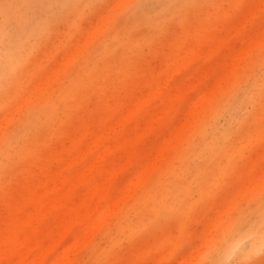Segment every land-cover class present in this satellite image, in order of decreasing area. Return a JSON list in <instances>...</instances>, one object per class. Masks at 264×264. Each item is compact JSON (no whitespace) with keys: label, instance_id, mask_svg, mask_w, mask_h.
<instances>
[{"label":"rangeland","instance_id":"obj_1","mask_svg":"<svg viewBox=\"0 0 264 264\" xmlns=\"http://www.w3.org/2000/svg\"><path fill=\"white\" fill-rule=\"evenodd\" d=\"M0 25V264H264L238 239L264 229V0H0Z\"/></svg>","mask_w":264,"mask_h":264},{"label":"bare ground","instance_id":"obj_2","mask_svg":"<svg viewBox=\"0 0 264 264\" xmlns=\"http://www.w3.org/2000/svg\"><path fill=\"white\" fill-rule=\"evenodd\" d=\"M3 38V34H2V26L0 25V44H1V40ZM11 42L10 44V47H6V48H2V46L0 45V75L4 73V68L5 67H10L11 69L15 68L17 62H18V51L17 50V45L13 46V43L14 42H17L19 43V41H15V40H12V41H9ZM2 50V51H1ZM4 50V52H3ZM109 49L106 48V51H108ZM3 52V54H2ZM2 55V56H1ZM9 69V70H11ZM97 73V72H96ZM99 74V73H97ZM74 86H72L71 90L73 89ZM262 208V207H261ZM264 209V208H262ZM261 209V217L264 218V216H262V213L264 212V210ZM103 217H104V213L100 214L97 218H96V221L97 222H100L103 220ZM244 231V230H243ZM246 231V230H245ZM252 234V233H258L260 234V237H261V242L264 241V229L262 227H258V225L254 224L253 226H250L249 230L246 231V232H241L240 231V234L239 235V238L238 239H242L243 237L247 236L248 234ZM247 234V235H246ZM257 246H253L252 249H256ZM53 264H66V260H58L56 261L55 263Z\"/></svg>","mask_w":264,"mask_h":264}]
</instances>
